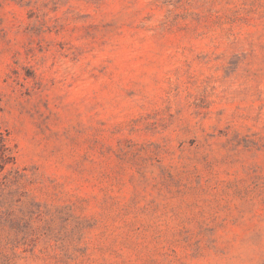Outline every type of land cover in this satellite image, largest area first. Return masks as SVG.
I'll list each match as a JSON object with an SVG mask.
<instances>
[{
    "label": "rangeland",
    "instance_id": "obj_1",
    "mask_svg": "<svg viewBox=\"0 0 264 264\" xmlns=\"http://www.w3.org/2000/svg\"><path fill=\"white\" fill-rule=\"evenodd\" d=\"M0 264H264V0H0Z\"/></svg>",
    "mask_w": 264,
    "mask_h": 264
}]
</instances>
